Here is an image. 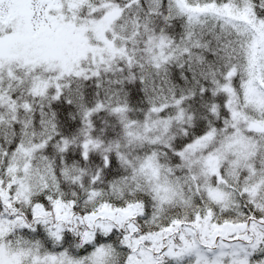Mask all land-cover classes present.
Listing matches in <instances>:
<instances>
[{
  "label": "snow or ice",
  "instance_id": "6c2138e0",
  "mask_svg": "<svg viewBox=\"0 0 264 264\" xmlns=\"http://www.w3.org/2000/svg\"><path fill=\"white\" fill-rule=\"evenodd\" d=\"M0 264H264V0H0Z\"/></svg>",
  "mask_w": 264,
  "mask_h": 264
}]
</instances>
